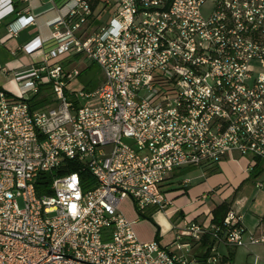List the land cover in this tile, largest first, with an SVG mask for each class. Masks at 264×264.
Segmentation results:
<instances>
[{
  "label": "built area",
  "instance_id": "1",
  "mask_svg": "<svg viewBox=\"0 0 264 264\" xmlns=\"http://www.w3.org/2000/svg\"><path fill=\"white\" fill-rule=\"evenodd\" d=\"M47 1L61 13L43 60L17 73L19 96L0 88V264H195L205 239L201 264H218L221 244H264V232L245 237L233 205L221 224L211 210L173 222V248L140 240L120 208L129 197L140 215L166 212L174 200L163 184L176 168L237 154L264 161V0ZM34 21L19 13L9 32ZM77 54L102 69L91 91L69 87ZM41 83L53 103L35 109ZM65 158L95 186L84 191L74 171L38 193V175Z\"/></svg>",
  "mask_w": 264,
  "mask_h": 264
},
{
  "label": "crops",
  "instance_id": "2",
  "mask_svg": "<svg viewBox=\"0 0 264 264\" xmlns=\"http://www.w3.org/2000/svg\"><path fill=\"white\" fill-rule=\"evenodd\" d=\"M19 13H33L35 15V21L20 28L16 33L11 34L8 25L15 20ZM60 13L61 10L52 7L47 0H0V88H4L11 96L16 97L21 94L19 84L16 82L17 73L43 60V42L51 36V22ZM52 103L53 101L50 104ZM39 108L42 107H35V109ZM239 155L237 154L232 158H223L218 163V169L214 171L210 170L208 166H184L176 168L169 175L163 184V189L173 200L180 194L193 191L190 179L189 183L186 186L184 185V180L187 178L185 176L189 172L200 169L202 173L208 176L207 178L221 176L222 179L218 181L214 180L209 184L208 191L211 190L213 194L207 204V201H204L202 205H198L192 211H186L183 207L178 208L173 206L166 212L162 211L167 220L163 222L161 228L159 227L158 240L161 243L173 248V222L179 221L183 216L189 219L203 218L206 211L212 210L224 200H233V206L238 207L242 212V224L247 228L246 238L250 231L255 234L264 232V225L261 222V216L264 214V191L260 190L264 184L259 188L256 186L257 181H263L264 183V180L261 178L264 175V164L261 161L263 170L256 176H251V169L258 160L249 155H240L242 157ZM237 156L239 157L237 158ZM239 158L240 160L237 161ZM235 160L239 162V165L237 164L234 169L230 162H234ZM253 187L259 189L256 196L251 195ZM200 192L195 196L201 197V195L207 194H201ZM245 192L248 193L246 194ZM207 197L209 198L208 194ZM241 197L245 198L244 200L246 202L252 199L250 201V205L252 206L256 203V198L261 197V200L255 210L249 211L247 203L236 202ZM234 202L236 203L234 204ZM157 212L159 211H154L152 215L154 216ZM126 216L133 221L134 231L140 240L156 238L158 227L151 223V221L139 218L135 212H131L129 215L126 214ZM159 218L165 219L162 215ZM209 243L210 240L205 239L193 246L191 255L196 257L197 261L195 264H201V260L206 254ZM219 251L221 261L218 264H250L255 261L259 264H264V244L262 243L248 246L221 244Z\"/></svg>",
  "mask_w": 264,
  "mask_h": 264
},
{
  "label": "rangeland",
  "instance_id": "3",
  "mask_svg": "<svg viewBox=\"0 0 264 264\" xmlns=\"http://www.w3.org/2000/svg\"><path fill=\"white\" fill-rule=\"evenodd\" d=\"M204 11L206 13L208 11V8H204ZM66 65L69 69H71L73 67H77L80 71L79 74L75 78H73V80L69 83L70 88L83 89L85 91H91L97 85H100V83L102 82V69H101L100 65L98 63L90 60L89 58L81 55V54H77V55L72 56L70 59H68L66 61ZM16 82H18V78H17ZM239 156H237V158ZM240 157H242V156H240ZM239 160H240V158L237 159V161H239ZM235 161L230 162V164L232 163V166L234 167V169H235L237 164L239 165V162H237V161L235 162ZM263 164H264V161H263ZM185 177L190 179V183H191V186L193 187V191L190 193L180 194V195L176 196V198L174 199L173 207H178V208L183 207L186 211H192L193 208H196L200 204L202 205L204 201H207L206 202V204H207L208 200L211 199V195L213 194L211 190L208 191L209 184L212 183L214 180L218 181L219 179H222L221 176H217V177L215 176L213 178H207L208 176L206 174L202 173V170L200 171V169H197L194 172L187 173V175ZM261 178L264 180V175H262ZM258 188L253 187V192L251 193L252 196H256L257 191H259ZM260 190L264 191V186ZM199 191H201L200 192L201 194L207 193L209 195V198L207 197L206 199H202V197H196L195 195ZM245 193L247 194L248 192H245ZM244 199L245 198L241 197L240 199L236 200V202L237 203H239V202L240 203H247V207H248L249 211H252V210H255L257 208V205L259 204L261 197L256 198V201H255L256 203L253 206L250 205V201L252 199L250 201H247V202ZM20 202H21V200H20ZM236 202H234V204ZM248 205H250V206H248ZM120 208L125 213V215L126 214L129 215L131 212H135L139 218H142L145 220L147 219L145 217H142V215L139 214V212L137 211V209L134 205V202L129 197L124 198L121 201ZM160 215H162V217L164 216L165 219H160L159 218ZM147 220H149V219H147ZM166 220H167V218L163 214V212L159 211L154 216L152 215V221L151 220H149V221H151V223H153L155 226L161 228L163 226V222ZM135 223H137V222H135Z\"/></svg>",
  "mask_w": 264,
  "mask_h": 264
},
{
  "label": "trees",
  "instance_id": "4",
  "mask_svg": "<svg viewBox=\"0 0 264 264\" xmlns=\"http://www.w3.org/2000/svg\"><path fill=\"white\" fill-rule=\"evenodd\" d=\"M98 86V85H97ZM96 86V87H97ZM95 87V88H96ZM94 88V89H95ZM93 90V89H92ZM53 101V93L51 90L50 83H41L39 90L35 92L29 98V103L32 108L35 107H45ZM210 170L214 171L218 169V163L206 165ZM263 170V165L260 160L251 169V176H256ZM78 172L81 178L84 191H88L96 184V179L94 175L90 172L88 168L84 166L82 162L75 158H65L62 163L51 171H43L38 175L36 181V188L38 193H48L50 192V184L54 176L66 174L70 172ZM233 200H224L221 203L217 204L212 211V221L215 223L221 224L223 219L232 207ZM156 210L149 209L146 213L141 214L142 217H145L152 221V213ZM261 222L264 225V214L261 216ZM156 238L159 237V227L157 228Z\"/></svg>",
  "mask_w": 264,
  "mask_h": 264
}]
</instances>
